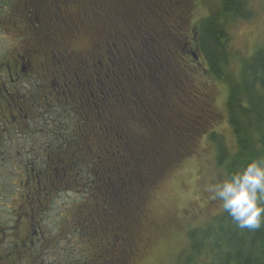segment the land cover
Listing matches in <instances>:
<instances>
[{
    "label": "trees",
    "instance_id": "1",
    "mask_svg": "<svg viewBox=\"0 0 264 264\" xmlns=\"http://www.w3.org/2000/svg\"><path fill=\"white\" fill-rule=\"evenodd\" d=\"M157 1L77 0L97 21L93 32L91 23L84 21L80 48L92 54L104 44L115 66L122 68L115 81L119 88L124 86L119 100L130 96L126 105L114 103L126 118L125 131L114 130L107 139L98 134L96 141L106 148H96L91 162L84 159L63 179L65 189L86 192L106 213L102 222L89 219L77 232L81 239L86 233L94 239L96 230L108 229V238L99 237L103 264L135 261L141 230L149 226L145 208L151 192L169 169L194 151L200 138L213 146L223 178L264 157V46L240 60L238 76L231 73L229 56L227 23L253 17L246 0H224L219 12L199 24L188 18L194 11L191 0H182L172 18L174 26L159 27L161 31L146 28L159 15ZM212 83L227 88L222 113L216 110ZM222 119L232 142L216 131ZM185 235L183 264H264V227L240 229L226 212ZM15 251L0 253V264H27L29 255L20 248Z\"/></svg>",
    "mask_w": 264,
    "mask_h": 264
},
{
    "label": "flooded vegetation",
    "instance_id": "2",
    "mask_svg": "<svg viewBox=\"0 0 264 264\" xmlns=\"http://www.w3.org/2000/svg\"><path fill=\"white\" fill-rule=\"evenodd\" d=\"M78 2L0 0V158L25 163L22 178L34 184L27 204L13 214V231L23 238L27 255L35 240L45 237L41 211L50 208L55 191L73 193L63 179L84 159L91 162L96 148H106L96 141L98 134L107 139L114 130L125 131L126 118L114 105H126L130 97L119 100L124 86L119 88L116 77L122 68L104 44L95 53H83L77 43L83 42L84 21L91 23V32L97 21ZM83 208L85 224L106 216L97 205Z\"/></svg>",
    "mask_w": 264,
    "mask_h": 264
},
{
    "label": "rangeland",
    "instance_id": "3",
    "mask_svg": "<svg viewBox=\"0 0 264 264\" xmlns=\"http://www.w3.org/2000/svg\"><path fill=\"white\" fill-rule=\"evenodd\" d=\"M181 1L174 0L171 4L166 0H158L154 5L157 6L159 15L156 16L153 13L155 17L146 28L161 31L163 28L168 30L170 25L174 26L172 22L179 13ZM223 1L191 0L194 11L190 12L189 20L197 24L198 21L219 12ZM246 3L253 13L252 19L232 18L227 23L231 36L229 44L231 73L235 76L239 74L240 60L251 58L259 48L264 46V0H246ZM155 10L152 9V11ZM161 10L164 12L162 15ZM159 27L162 29L159 30ZM77 44H83V42ZM212 84L214 86V83ZM213 91L217 99L216 110L222 113L226 103L227 88L217 83ZM221 121L216 131L224 134L228 141L232 142L231 130L226 128L224 119ZM157 132L155 130V133ZM215 160L213 146L206 137H202L197 141L193 152L167 171L164 180L151 192L150 200L146 204L149 226L141 230L137 258L132 264H183L184 253L188 249L185 233L195 227H205L211 219L222 212L220 202L209 199V193L205 191L207 184L224 179L215 166ZM38 166L42 165L38 164ZM26 167L27 165L21 161L9 162L7 159L4 161L0 158L1 254L12 249L19 250V248L25 253L27 249L22 244L23 238H20V234L16 235L13 231L16 227L14 211L19 212L21 206L27 204L26 195L33 184L28 185V181L22 178ZM146 182L144 181L145 184ZM55 192L49 202L50 208L41 211L42 216L45 214L40 233L43 232L45 237L41 236L35 240L38 244L29 254L27 264H82L85 260L87 264H103L104 251L101 253L99 249L101 244L99 237L107 236L108 238V229L102 233L96 230L94 239L87 233L81 239L77 233L80 225L85 224L83 219H85L86 210L81 212L83 210L81 208L84 204H92L91 198L84 191ZM36 209L34 205L33 210L38 213ZM99 211H101L100 208ZM34 230H38L37 223ZM90 241L94 244L91 245ZM125 252L128 255V250Z\"/></svg>",
    "mask_w": 264,
    "mask_h": 264
},
{
    "label": "clouds",
    "instance_id": "4",
    "mask_svg": "<svg viewBox=\"0 0 264 264\" xmlns=\"http://www.w3.org/2000/svg\"><path fill=\"white\" fill-rule=\"evenodd\" d=\"M209 199L219 201L240 229L264 227V157L252 160L242 170L205 187Z\"/></svg>",
    "mask_w": 264,
    "mask_h": 264
},
{
    "label": "water",
    "instance_id": "5",
    "mask_svg": "<svg viewBox=\"0 0 264 264\" xmlns=\"http://www.w3.org/2000/svg\"><path fill=\"white\" fill-rule=\"evenodd\" d=\"M195 55V54H194Z\"/></svg>",
    "mask_w": 264,
    "mask_h": 264
}]
</instances>
